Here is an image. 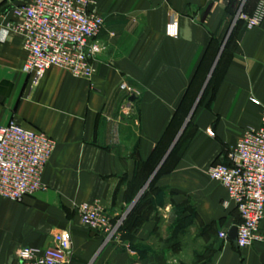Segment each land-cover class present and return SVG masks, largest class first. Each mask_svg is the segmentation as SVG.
I'll use <instances>...</instances> for the list:
<instances>
[{"label":"crops","instance_id":"obj_1","mask_svg":"<svg viewBox=\"0 0 264 264\" xmlns=\"http://www.w3.org/2000/svg\"><path fill=\"white\" fill-rule=\"evenodd\" d=\"M28 2L0 0V128L16 121L57 146L44 190L22 202L0 197V264H17L23 247L52 246L62 231L72 234L62 264H169L168 253L180 245L203 252L191 264H264V244L240 249L220 237L241 219L208 173L227 161L247 128L264 126V22L242 23L213 97L181 126L237 2L97 0L93 10L105 22L95 73L77 77L52 67L37 84L22 70L23 38L2 26L15 19L12 7ZM255 4L249 0L247 11ZM175 17L180 32L171 37L166 27ZM181 131L189 136L175 155ZM94 200L113 222L124 219L112 239L80 220V203Z\"/></svg>","mask_w":264,"mask_h":264},{"label":"built area","instance_id":"obj_2","mask_svg":"<svg viewBox=\"0 0 264 264\" xmlns=\"http://www.w3.org/2000/svg\"><path fill=\"white\" fill-rule=\"evenodd\" d=\"M222 1L238 3V17L248 28L264 21V0H256L250 12L246 10L249 0ZM96 3L97 0H29L12 7L15 19L2 26L23 38L27 55L22 70L33 83L37 84L52 67L66 69L77 77H91L95 73L93 62L103 50L99 33L105 22L93 10ZM179 32V21L175 17L167 23L166 34L177 37ZM128 104L129 109L131 102ZM262 114L264 120V111ZM56 146L55 139L44 131L26 128L16 121L2 126L0 197L22 202L27 196L44 190L45 169ZM208 173L227 189L230 201L239 211L237 247L264 244L261 229L264 220V126L247 128L228 152L227 161L212 164ZM229 204L225 202L226 206ZM78 210L83 225L102 232L108 239L123 227L124 219L113 222L99 200L82 202ZM220 236L229 239L226 231ZM71 245V232L62 231L54 236V244L50 247L21 248L17 264L65 263Z\"/></svg>","mask_w":264,"mask_h":264},{"label":"rangeland","instance_id":"obj_3","mask_svg":"<svg viewBox=\"0 0 264 264\" xmlns=\"http://www.w3.org/2000/svg\"><path fill=\"white\" fill-rule=\"evenodd\" d=\"M238 10H239V5L237 7L236 15H233V19L231 20V22L229 24V28H228L225 36H224V39L221 41V44H220V49H219V52L217 55V56H220L219 60L217 62V64L221 62V66L219 68L220 70H218V72H217L218 74L216 73L214 78H212V80L210 79V82L208 83V85H207L198 105H197V108L200 105L207 104L208 99L213 97L215 90L218 86V83L220 82L219 73H221V71L223 70V66L229 61L230 55L233 53L232 49L234 50V48L236 47V43L238 42V39H239L240 34L242 32V28H241V27H243L242 23L246 25V23L243 20L239 19ZM224 45H226V46L220 54V50L222 49V47H224ZM216 67H217V65H216ZM216 67H215V69H216ZM215 69H214V71H215ZM210 73H211V71L209 72V75H210ZM209 75H208V77H209ZM212 76H213V74H212ZM208 77H207V79H208ZM205 83H204V85H205ZM198 98L199 97H197V99L189 102L190 108L188 110V113L181 116V121H180L181 126L185 123H189V124L193 123V119L195 118L194 117L195 115L192 114V116L190 117V114H191ZM195 112H196V110H195ZM188 119H189V121H188ZM188 136H189V132H182V134L180 135V137L178 139L177 145L175 146L176 147L175 148V155H178L180 152L183 151V148H185V146H186ZM112 238H110V239H112ZM199 249H201V248H199ZM202 254H203V252L201 250H198V247H197V249L195 248V249H192L190 252H188L186 250V248L184 250H182L181 245H180L179 248L174 249L170 253H168L169 259H170L169 264H191L190 260H192L194 257H196V255L201 256Z\"/></svg>","mask_w":264,"mask_h":264},{"label":"water","instance_id":"obj_4","mask_svg":"<svg viewBox=\"0 0 264 264\" xmlns=\"http://www.w3.org/2000/svg\"><path fill=\"white\" fill-rule=\"evenodd\" d=\"M224 46H225V45H224ZM224 48H225V47H222V49H221V51H220V54H221V52L223 51ZM219 57H220V56H218V58H217V60H216V62H215V64H214V66H213V68H212V70H211V73H210V75H209V77H208V79H207V81H206V83H205V85H204V87H203V89H202L200 95H199V98H198V100H197V102H196V104H195V106H194V108H193V110H192V112H191V114H190V117L192 116V114H193L195 108L197 107V105H198V103H199V101H200V99H201V97H202V95H203V93H204V91H205V89H206V87H207V85H208L210 79H211V76H212V74H213V72H214V69H215V67H216V65H217V62H218V60H219ZM134 98H135V97L132 96L131 99L133 100ZM188 121H189V119H188ZM188 121H187V122H188ZM183 128H184V127H183ZM181 134H182V131H181V133L179 134V136L177 137V139H176V141H175L174 144L177 143V141H178V139H179V137H180ZM228 238H229L233 243H235V244L237 245V225H234V226H232V227L230 228V230H229V232H228Z\"/></svg>","mask_w":264,"mask_h":264},{"label":"trees","instance_id":"obj_5","mask_svg":"<svg viewBox=\"0 0 264 264\" xmlns=\"http://www.w3.org/2000/svg\"><path fill=\"white\" fill-rule=\"evenodd\" d=\"M246 10H247V9H246ZM220 65H221V62L217 64V67H216V69H215V71H214V73H213V76H211V80H212V78H214L215 74L218 72V69H219ZM209 82H210V81H209ZM121 229H123V227H122Z\"/></svg>","mask_w":264,"mask_h":264}]
</instances>
